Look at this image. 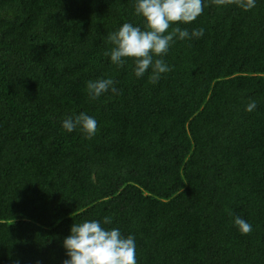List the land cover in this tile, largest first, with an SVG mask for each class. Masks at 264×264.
Returning <instances> with one entry per match:
<instances>
[{"label":"trees","instance_id":"obj_1","mask_svg":"<svg viewBox=\"0 0 264 264\" xmlns=\"http://www.w3.org/2000/svg\"><path fill=\"white\" fill-rule=\"evenodd\" d=\"M203 2L153 84L105 55L145 30L136 0H0V264H63L71 226L106 216L137 264H264V0ZM100 78L120 94L90 100ZM81 112L91 139L62 126Z\"/></svg>","mask_w":264,"mask_h":264},{"label":"clouds","instance_id":"obj_2","mask_svg":"<svg viewBox=\"0 0 264 264\" xmlns=\"http://www.w3.org/2000/svg\"><path fill=\"white\" fill-rule=\"evenodd\" d=\"M216 6L235 5L244 11L256 7L257 0H212ZM203 0H136L135 14L146 21L142 30L131 23H124L117 31L109 33L107 40L113 45L105 55L110 56L111 63L123 68L128 59L134 62V73L142 78L149 69L150 83H158L163 74L172 68L163 59L177 39L201 38L204 29H194L191 34L179 27L180 23L195 21L204 11ZM176 25L175 27H171ZM171 27V31H169ZM116 81L112 78H100L87 82V93L90 100H97L111 91L119 95ZM257 104L251 101L246 111L252 112ZM63 128L71 133L80 128L86 139L93 138L98 132L97 120L85 112L69 116L62 122ZM112 223L111 217L103 221L86 220L74 223L71 234L63 241L69 259L63 264H137L135 238L124 237L118 228L107 229L102 225ZM234 223L241 234H251L253 227L240 216H235Z\"/></svg>","mask_w":264,"mask_h":264}]
</instances>
